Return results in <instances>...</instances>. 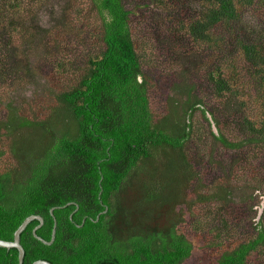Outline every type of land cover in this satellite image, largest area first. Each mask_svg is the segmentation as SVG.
Listing matches in <instances>:
<instances>
[{"label": "trees", "instance_id": "obj_1", "mask_svg": "<svg viewBox=\"0 0 264 264\" xmlns=\"http://www.w3.org/2000/svg\"><path fill=\"white\" fill-rule=\"evenodd\" d=\"M261 1L194 0L196 19L185 31L194 43L223 56L228 43H235L252 85L243 83L230 59L213 66L209 81L218 101L244 108L249 138L262 143L264 34L257 27L239 31L245 10ZM91 2L102 21L98 50L78 83L54 93L56 104L38 119L24 114L20 101L25 98L17 100L9 79L25 86L33 64L23 57V47L39 42L47 48L52 42L53 30L41 24L50 0H0V144L8 140V150L0 147V239L13 241L28 217L40 216L44 222L37 235L51 241L56 224L55 239L50 245L39 240L34 230L40 221L32 220L21 234L23 264H186L195 247L179 229L182 207L204 201L197 199L203 197L198 193L202 180L189 162V119L196 109L207 119L203 102L180 104L175 89L170 103L185 106L181 116L170 112L156 120L131 11L124 0ZM59 68L65 70V61ZM216 138L227 148L238 146ZM8 154L15 164L2 169ZM192 182L198 183L195 190ZM222 221L213 245L225 249L215 264H247L254 252L263 253L262 222L253 239L226 248L231 227ZM194 224L199 229L195 216ZM0 264H19V250L0 247Z\"/></svg>", "mask_w": 264, "mask_h": 264}, {"label": "rangeland", "instance_id": "obj_2", "mask_svg": "<svg viewBox=\"0 0 264 264\" xmlns=\"http://www.w3.org/2000/svg\"><path fill=\"white\" fill-rule=\"evenodd\" d=\"M193 1L124 0V4L131 11V31L148 77L150 104L156 120L170 112L171 116L175 117V112L181 116L185 106L170 103L175 89H178L176 96L180 104L203 102L207 119L202 110L190 112L192 141L187 151L189 162L202 180L198 193L203 197L198 194L197 199L204 201L192 208L182 207L184 222L179 229L195 247L186 264H215L225 249L213 245V237L223 227V219L231 227L226 248L253 239L259 222L264 225V141L252 142L249 138L244 108L228 107L215 98L208 77L213 66L230 59L244 75L243 83L247 87L252 85V74L235 43H228L223 56L187 36L186 24L196 19ZM243 15L240 30L235 26L239 31L257 27L264 34L262 1L245 10ZM41 16L42 26L53 30L52 42L47 41V48L39 42L27 50L23 47V57L28 55L33 64L32 75L26 78L25 86L18 87L15 77L9 79L17 88L14 89L17 100L22 95L25 98L20 101L24 114L38 119L46 118L50 106L56 104L54 93L78 83L89 57L98 50L96 37L102 32L101 18L91 0H50ZM223 29L229 31L226 27ZM63 61L65 70L59 68ZM219 136L238 146L225 147L217 140ZM7 144L8 140L4 139L0 147L8 150ZM12 163L15 161L8 154L1 167L4 169ZM197 184L192 182L194 190ZM192 201L195 202V197ZM193 214L201 222L199 229L195 227ZM247 264H264V251L254 252Z\"/></svg>", "mask_w": 264, "mask_h": 264}, {"label": "water", "instance_id": "obj_3", "mask_svg": "<svg viewBox=\"0 0 264 264\" xmlns=\"http://www.w3.org/2000/svg\"><path fill=\"white\" fill-rule=\"evenodd\" d=\"M54 209L51 210V213H53ZM34 219H38L40 221V225L34 230V234L35 236L41 240L42 242H44L45 244H52L54 239H55V234H56V227L57 225L55 224L54 227V231H53V236L51 241L47 242L46 240L42 239L40 236L37 235L36 231L38 228H40L43 224V218L40 216H31L28 217L23 224L18 228V230L15 232V236H14V240L13 241H4L0 239V247L3 248H7V249H11V248H17L19 250V264H23L24 261V256H25V250L23 248V246L21 245V234L22 232L26 229L27 225ZM33 264H51L49 262L46 261H36Z\"/></svg>", "mask_w": 264, "mask_h": 264}]
</instances>
